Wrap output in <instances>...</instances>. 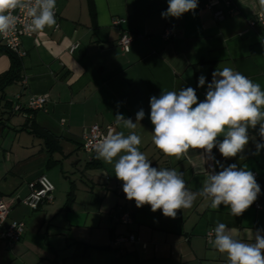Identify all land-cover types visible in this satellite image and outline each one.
I'll return each mask as SVG.
<instances>
[{"label":"crops","instance_id":"obj_1","mask_svg":"<svg viewBox=\"0 0 264 264\" xmlns=\"http://www.w3.org/2000/svg\"><path fill=\"white\" fill-rule=\"evenodd\" d=\"M203 3L198 0L194 12L176 19L161 16L167 0H56V24L23 39L27 55L21 58V78L0 92V198L9 206L0 227V264H227L226 254L206 238L217 222L241 240L264 230V148L253 155L256 142H264L259 126L249 130V143L237 157L225 159L213 149L216 161L253 172L261 188L240 216L224 205L213 210L200 197L174 219L149 205L137 208L116 188L113 165L81 145L93 124L112 125L125 135L135 131L152 166L182 172L193 192L210 171L221 170L215 161H204L203 150L190 149L180 159L164 156L152 142L149 119L150 98L162 91L192 87L203 101L216 69L233 68L264 90V28L248 27L256 14H264V2L233 0L226 7L224 0H214L210 8ZM217 11L225 16L216 19ZM118 18L122 22L114 26ZM168 27L170 40L162 37ZM123 32L136 35L125 52L117 45ZM73 43L78 48L70 52ZM9 66L10 56L0 50V75ZM202 74L206 83L198 87ZM36 95L44 96L46 105L31 112L27 102ZM141 109L145 117L136 129L115 124L117 112L135 122ZM31 123L56 138L52 151L31 132ZM40 175L54 190L50 200L32 210L23 200ZM122 209L131 212V224L117 221ZM13 220L24 223V233L10 246L1 232ZM129 233L136 242L111 245L115 236Z\"/></svg>","mask_w":264,"mask_h":264},{"label":"clouds","instance_id":"obj_2","mask_svg":"<svg viewBox=\"0 0 264 264\" xmlns=\"http://www.w3.org/2000/svg\"><path fill=\"white\" fill-rule=\"evenodd\" d=\"M264 2V0H262ZM168 7L162 18H181L194 12L198 0H167ZM56 0H0V35L12 32L19 17L16 10L28 18L26 28L37 32L56 24ZM206 77H198L203 87ZM145 117L143 109L136 113L135 122L117 112L115 124L134 130ZM149 119L154 126L152 142L166 157L180 159L190 149L203 150L204 161L213 160L220 171L209 172L197 192L188 189L183 173L175 169L153 167L152 161L140 150L141 137L130 131H109L92 142L96 158L114 167V175L122 181L126 199L135 201L137 208L149 205L152 212L162 210L167 218H176L181 209H189L198 197L210 201L211 209L221 205L230 209L232 216L242 215L258 198L261 188L253 172L227 167L215 160L213 149L218 148L225 159L243 153L250 140V129L258 128L264 141V90L259 83L230 67L216 69L207 84L205 99L198 102L195 89L162 91L150 98ZM223 137L219 140L218 137ZM264 142H256V152ZM225 223L217 222L209 233L212 246L226 254L227 264H264V230L250 232L246 240L233 235Z\"/></svg>","mask_w":264,"mask_h":264},{"label":"built area","instance_id":"obj_3","mask_svg":"<svg viewBox=\"0 0 264 264\" xmlns=\"http://www.w3.org/2000/svg\"><path fill=\"white\" fill-rule=\"evenodd\" d=\"M214 0H204L203 6L205 8H210L212 2ZM225 6L229 7L233 4V0H224ZM14 15L19 17L18 23L16 24L15 29L10 32L7 36L0 35L1 41L3 46H5L8 50L15 53L18 57L24 58L27 55L26 49H24L22 42L24 38H33L37 35V32L29 31L26 28V24L29 22L28 18L26 17L25 13L16 10ZM216 19H222L225 16V12L217 11L214 13ZM56 18V12H55ZM122 22L121 19H114L112 24L114 26H118ZM257 24L261 25L264 28V14L258 13L252 19L248 21V27L253 28ZM57 26V25H56ZM136 37L135 34L123 32L120 35V38L117 42V45L120 49L125 52L129 49L130 44L132 43L133 39ZM162 37L166 40H170L172 37L171 28L168 27L162 34ZM78 48V43H73L70 47V52H73L75 49ZM23 83L25 81L23 80ZM46 105V98L41 95L31 96L27 102V108L31 111H38L44 109ZM109 131H114V127L112 125H107L105 127H101L98 124H93L87 128L82 136V148L88 153H93L94 149L92 146V142L96 139L106 135ZM36 187L31 190L29 195L23 200V202L32 210H36L41 203L46 200H50L52 198V192L54 190V185L49 180L46 175H40L36 179ZM116 188L122 191V181L117 179L116 181ZM257 209L260 208L259 204H255ZM9 214V206L6 205L1 201L0 198V227L8 217ZM117 221L121 224L128 225L133 222L132 214L128 210H120ZM212 229H210L206 233L207 241L209 239V233ZM24 233V223L22 221L13 220L11 221L6 227L2 229L1 236L8 245L12 246L14 243L18 242ZM137 241V236L134 233H129L127 235H118L115 236L112 241L111 245L114 247H121L125 244H133Z\"/></svg>","mask_w":264,"mask_h":264},{"label":"trees","instance_id":"obj_4","mask_svg":"<svg viewBox=\"0 0 264 264\" xmlns=\"http://www.w3.org/2000/svg\"><path fill=\"white\" fill-rule=\"evenodd\" d=\"M0 50L5 52L6 54H8L10 56V66L8 68V70H6L4 73H2L0 75V92L4 91V88L15 82L16 80L21 78V72H22V61L21 58L18 57L15 53H13L12 51L8 50L5 46H0ZM31 111V110H29ZM34 112V111H31ZM31 132L36 135L37 137L41 138L44 140L46 146H48V148L50 149V151L53 150L52 145L57 143L56 138L54 136H52L50 133H48L47 131L43 130L42 128H39L38 126H36L35 124L31 123L29 125ZM73 194L70 193L69 195V201L72 202L73 199ZM72 197V198H71Z\"/></svg>","mask_w":264,"mask_h":264}]
</instances>
